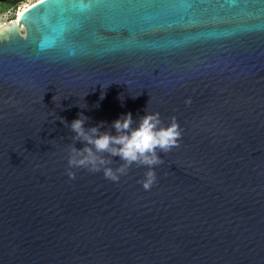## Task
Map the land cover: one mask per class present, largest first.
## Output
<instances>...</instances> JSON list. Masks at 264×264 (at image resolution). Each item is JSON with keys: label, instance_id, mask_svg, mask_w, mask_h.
<instances>
[{"label": "water", "instance_id": "water-1", "mask_svg": "<svg viewBox=\"0 0 264 264\" xmlns=\"http://www.w3.org/2000/svg\"><path fill=\"white\" fill-rule=\"evenodd\" d=\"M129 112L182 130L151 189L136 164L70 179L61 120ZM0 264H264V0H39L2 24Z\"/></svg>", "mask_w": 264, "mask_h": 264}, {"label": "clouds", "instance_id": "clouds-1", "mask_svg": "<svg viewBox=\"0 0 264 264\" xmlns=\"http://www.w3.org/2000/svg\"><path fill=\"white\" fill-rule=\"evenodd\" d=\"M185 103L190 104L191 100H186ZM88 119L80 113L70 125L61 120L74 133L67 156V174L70 179H75V172L71 169L83 168L91 173L102 171L106 179L118 182L120 176L126 175L128 169L136 164L147 167L144 178L139 183L146 191L150 190L157 180L154 167L163 163L158 153H167L178 147L182 139V130L176 118L172 117L171 122L165 126L158 112H147L141 116L136 127H133L131 112L122 114L111 124L115 134L111 131H101L103 122L86 128ZM77 141L83 143L84 147L77 149L74 146ZM113 157H119L122 161L115 168L111 166Z\"/></svg>", "mask_w": 264, "mask_h": 264}, {"label": "rangeland", "instance_id": "rangeland-1", "mask_svg": "<svg viewBox=\"0 0 264 264\" xmlns=\"http://www.w3.org/2000/svg\"><path fill=\"white\" fill-rule=\"evenodd\" d=\"M37 1L39 0H23L13 5L11 0H0V26L19 17L20 12H24Z\"/></svg>", "mask_w": 264, "mask_h": 264}, {"label": "trees", "instance_id": "trees-1", "mask_svg": "<svg viewBox=\"0 0 264 264\" xmlns=\"http://www.w3.org/2000/svg\"><path fill=\"white\" fill-rule=\"evenodd\" d=\"M20 1H23V0H11V4H16V3H18V2H20Z\"/></svg>", "mask_w": 264, "mask_h": 264}, {"label": "bare ground", "instance_id": "bare-ground-1", "mask_svg": "<svg viewBox=\"0 0 264 264\" xmlns=\"http://www.w3.org/2000/svg\"><path fill=\"white\" fill-rule=\"evenodd\" d=\"M22 13H23V12H20V14L18 13V14H19V16H21V14H22Z\"/></svg>", "mask_w": 264, "mask_h": 264}]
</instances>
